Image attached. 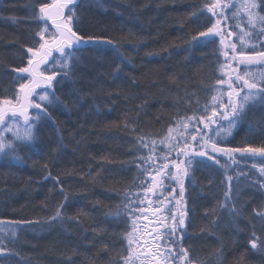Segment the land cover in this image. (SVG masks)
<instances>
[{
    "label": "trees",
    "instance_id": "16d2710c",
    "mask_svg": "<svg viewBox=\"0 0 264 264\" xmlns=\"http://www.w3.org/2000/svg\"><path fill=\"white\" fill-rule=\"evenodd\" d=\"M37 2L0 0V99L15 100L19 83H26L15 69L27 66V49L42 42L37 32L43 25L32 18ZM212 2L78 1L79 34L100 39L81 48L71 78L54 84L61 103L49 107L51 120H41L37 139L18 148L21 160L0 157V226L10 224L18 236L4 240L15 255L0 264H123L122 256L129 255L125 236L137 220V212L129 216L125 205L137 196L145 203L141 207L147 204L146 192L138 187L142 180L156 188L148 175L141 176L136 158L153 155L163 167L175 154L167 155L159 143L169 127L172 136L183 133L191 142L200 124L193 120L185 130L176 127L177 121L203 115L210 103L208 87L225 73L218 40L203 43L198 36L210 26L204 5ZM236 8L226 9L225 23L239 47L236 25L241 21L240 28H248L243 12L240 20L233 18ZM138 137L150 146L157 141L155 153L136 151ZM219 147H264V103L246 110ZM217 158L220 165L206 158L194 162L185 176L183 247L193 264H264V250L250 244L253 233L264 240L259 215L264 212L259 172L264 158ZM151 175L162 180L155 168ZM61 203L67 205L65 219L53 222L50 217ZM233 206L238 215L231 213Z\"/></svg>",
    "mask_w": 264,
    "mask_h": 264
},
{
    "label": "snow or ice",
    "instance_id": "6c2138e0",
    "mask_svg": "<svg viewBox=\"0 0 264 264\" xmlns=\"http://www.w3.org/2000/svg\"><path fill=\"white\" fill-rule=\"evenodd\" d=\"M77 5L78 0H52L51 3L38 0L37 4L33 6V20L43 25L37 32L43 42L39 43L37 49H27V52L32 54L27 61V66L15 69L17 73L24 74L18 76L17 79L27 81L26 83H19V90L25 103L17 108L13 100L0 99V157L5 160L9 158L11 161L21 160L18 148L24 143L34 142L37 139L41 120H51L49 107L54 103H61L55 94L54 84L71 78L75 74L74 69L81 59L78 55L81 48L96 43L100 39L79 34L82 30L78 27L80 19L76 12ZM36 8L38 11L35 10ZM228 8H236V6L222 4L221 0H213L212 3L204 5V9L211 13V17L205 21L210 26L198 34L202 38L201 42H216V38L221 35L220 20L228 19L224 11ZM241 12L246 16L245 23L248 30L245 31L241 28L238 36L239 47L236 42L228 46L231 55L228 51L223 52L225 60L221 67L227 65L229 71L219 76L215 85L208 87V92L211 94L210 103H206L203 115L199 118L194 116L181 117L177 121L176 127H183L185 130L188 129L189 122L193 120L196 124L203 125V129L195 128L199 136H191V141H195L197 147H193L188 137L183 133L179 134L178 139L172 136L173 128L169 127L168 136H165L159 143L165 145L167 155L175 153V158L170 161V164L176 169V173L171 171L168 163L163 164V167L157 165L153 155H140L136 158L138 161L136 166L141 170V176L148 175L153 183H156L155 176L151 175L153 168L156 170V175L162 177L161 183L166 179L176 180L180 184L181 199L185 190L182 179L190 174L194 162L200 164L202 159L206 158L208 161L220 165L221 161L217 158V153L229 158H233L236 153L241 155L248 153L252 156L259 154L264 157V147L231 149L219 147L220 138L231 135L233 127L240 121L246 110L257 103H264V15L261 14L264 13V0H245V3L232 13L233 18L240 16ZM212 17L219 18L213 23ZM48 21H51V27L54 29L50 33ZM236 27L240 28V25L238 24ZM45 33H49L47 40L44 39ZM108 43L111 44L112 41L109 40ZM220 43L223 44L222 39ZM117 55L118 58L123 59L118 50ZM233 62L235 66H233ZM253 65L261 67L258 70H250ZM240 66H243V71L240 70ZM119 70V66H117V71ZM37 89H41V91L37 92ZM14 99L19 100L20 96L14 95ZM3 105H9V107L4 108ZM30 108L34 110L32 114H29ZM209 110L210 115H208ZM21 117L22 119H20ZM225 123L227 127H225ZM156 148L157 141L152 140L150 146L145 138H137L136 151L147 149L149 153H155ZM167 155L162 159H167ZM259 172L264 176V161H262ZM50 175L51 173H49ZM242 175L244 174L242 173ZM232 179L233 177H228L229 181ZM138 187L145 192L152 191V187L147 186V182L143 180ZM173 191L175 190L173 189ZM125 198L129 199L127 193H125ZM225 199H228V193H225ZM180 202L179 200L176 201L177 204ZM143 203L144 201L139 196L136 197L135 201L129 199V203L125 205L127 214L132 217H135L136 212L142 214L143 209L135 208V205ZM169 203L171 202L169 201ZM66 206V203L59 204L50 220L53 222L63 221L65 217L62 210ZM159 210L157 209V211ZM230 211L233 215H238V210L234 206ZM185 215L186 213H181L177 217L175 212L169 209V215L166 219H170L172 223L168 224L161 221L164 231L163 233H156V237L161 239L154 237L159 246L156 249L157 254L162 256L165 264H193L188 250L183 247L182 243L186 233ZM259 215L261 219H264V212ZM118 216L119 212H117ZM2 223L0 222V224ZM134 228L135 223H133ZM17 238V232L10 224L0 226V260L10 259L11 256L15 255L4 243V240L8 239L14 242ZM125 239L128 241L129 255L122 256V260L123 264H131L133 233L128 232ZM137 243L139 242L137 241ZM250 244L253 249L264 250V240L256 237L255 233H253ZM144 259L147 260L148 257H144Z\"/></svg>",
    "mask_w": 264,
    "mask_h": 264
},
{
    "label": "rangeland",
    "instance_id": "374dc122",
    "mask_svg": "<svg viewBox=\"0 0 264 264\" xmlns=\"http://www.w3.org/2000/svg\"><path fill=\"white\" fill-rule=\"evenodd\" d=\"M234 0H221L222 4H231ZM51 3V2H50ZM226 11V9L224 10ZM211 14V13H210ZM244 17V14H242ZM242 16L236 17V19L240 20ZM232 17V16H231ZM213 23H215L216 19L219 17H212ZM240 26H243L241 21L239 23ZM221 35L218 36L216 39L219 42L221 55L223 60H225V57L223 56V52L228 51L229 55H231L230 48L228 47L232 43V36L231 32H229V29L227 27V24L225 23V19L220 20L219 24ZM245 31L247 29L245 27H241ZM241 28L238 29L237 35L239 36ZM221 39L223 40V44L220 43ZM238 39V37H237ZM43 42V41H42ZM41 42V43H42ZM56 53H53V55ZM32 54L30 53V58ZM233 66H235L233 62ZM225 73L229 71V68L227 65H225ZM243 66H240V70ZM27 82V81H26ZM226 87V86H225ZM37 92H40L41 89H37ZM18 95L20 96L19 100H14L13 103L16 105L17 108L20 107L24 102L23 95L20 93V90H18ZM4 108H8L9 105H3ZM31 108L29 109V114L31 112ZM22 119V117L20 118ZM200 129H203V125L200 124ZM197 136H199V133L196 132ZM191 145L193 147H197V144L195 141H191ZM228 149V148H225ZM217 157H223L230 161H235L236 158L239 157H261L259 154H256L255 156H252L251 154L245 153L241 155L240 153L234 154L233 158H229L228 156H224L221 153L216 154ZM175 158V154L167 159V163L169 164V168H171V171L173 173H176V169L173 168L170 164V161H172ZM185 177L182 179V183L184 182ZM168 180V179H167ZM173 189L175 191H173ZM154 193L146 192L147 196H145V200H147V204L143 207L142 204L138 205V209H143V213L137 212V220L135 221V228L133 229V247L131 250L132 254V261L134 264H165L163 261V258L161 255L157 254L156 249L159 247L156 244V239H161L160 237H156L157 232L163 233L164 229L162 227L161 221H164L168 224H171L172 221L170 219H166L169 215V209L172 212H175L177 217L181 213H185V206L183 198L180 197V184L176 180L169 179V182L164 181L162 184L160 181L156 182V188L155 191H151ZM168 192V193H166ZM181 201L179 204L176 203V201ZM169 201L171 203H169ZM145 204V203H143ZM157 209H160L157 211ZM156 237V239H154ZM137 241L139 243H137ZM161 251L163 249L161 248ZM144 257H148L147 260L144 259Z\"/></svg>",
    "mask_w": 264,
    "mask_h": 264
},
{
    "label": "water",
    "instance_id": "95a60500",
    "mask_svg": "<svg viewBox=\"0 0 264 264\" xmlns=\"http://www.w3.org/2000/svg\"><path fill=\"white\" fill-rule=\"evenodd\" d=\"M79 1V0H78ZM48 25L50 26V28L54 31V29L51 27V21H48Z\"/></svg>",
    "mask_w": 264,
    "mask_h": 264
},
{
    "label": "bare ground",
    "instance_id": "6f19581e",
    "mask_svg": "<svg viewBox=\"0 0 264 264\" xmlns=\"http://www.w3.org/2000/svg\"><path fill=\"white\" fill-rule=\"evenodd\" d=\"M29 58H30V55H29Z\"/></svg>",
    "mask_w": 264,
    "mask_h": 264
}]
</instances>
